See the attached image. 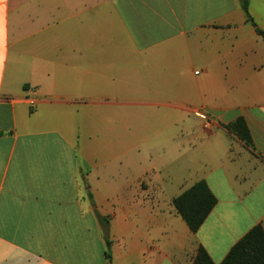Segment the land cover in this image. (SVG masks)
Masks as SVG:
<instances>
[{"label":"crops","instance_id":"1","mask_svg":"<svg viewBox=\"0 0 264 264\" xmlns=\"http://www.w3.org/2000/svg\"><path fill=\"white\" fill-rule=\"evenodd\" d=\"M249 2L255 27L239 0H0V264H109L97 213L111 264H192L199 245L221 264L264 228ZM201 181L218 203L194 235L173 201Z\"/></svg>","mask_w":264,"mask_h":264},{"label":"trees","instance_id":"2","mask_svg":"<svg viewBox=\"0 0 264 264\" xmlns=\"http://www.w3.org/2000/svg\"><path fill=\"white\" fill-rule=\"evenodd\" d=\"M239 1L247 22L255 27V22L249 13V0ZM257 33L264 39V32L257 29ZM229 129L246 144H252L250 133L242 119L230 125ZM92 203L95 206L93 201ZM217 203L216 197L205 181L197 183L173 201L176 213L186 222L194 235L202 227ZM97 218L106 241V257L111 264V241L108 236L109 221L98 213ZM192 264H214V262L207 251L199 245ZM221 264H264V228L261 225L255 226L231 249Z\"/></svg>","mask_w":264,"mask_h":264},{"label":"built area","instance_id":"3","mask_svg":"<svg viewBox=\"0 0 264 264\" xmlns=\"http://www.w3.org/2000/svg\"><path fill=\"white\" fill-rule=\"evenodd\" d=\"M199 114V113H198ZM200 115V114H199ZM206 119V118H205ZM209 125H210V122L209 121H207L206 122V124H205V126H206V128H208L209 127Z\"/></svg>","mask_w":264,"mask_h":264}]
</instances>
